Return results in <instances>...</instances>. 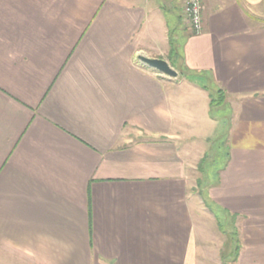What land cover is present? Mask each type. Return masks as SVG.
<instances>
[{"label":"crops","instance_id":"obj_1","mask_svg":"<svg viewBox=\"0 0 264 264\" xmlns=\"http://www.w3.org/2000/svg\"><path fill=\"white\" fill-rule=\"evenodd\" d=\"M201 4L197 35L183 0H0V245L37 264H210L188 152L208 75L233 107L209 195L236 217L237 264H264V0ZM171 34L185 82L139 60L168 62Z\"/></svg>","mask_w":264,"mask_h":264},{"label":"rangeland","instance_id":"obj_2","mask_svg":"<svg viewBox=\"0 0 264 264\" xmlns=\"http://www.w3.org/2000/svg\"><path fill=\"white\" fill-rule=\"evenodd\" d=\"M184 1V0H183ZM188 28V26H187ZM181 44V43H180ZM175 70V69H174ZM178 72L177 78L168 79L175 80L176 82H185L186 75L183 74L181 68L175 70ZM188 111V109L186 108ZM189 115V112H186ZM196 114L198 112L196 111ZM233 114L232 104L228 103L222 109L216 111V117L210 122L205 124V131L201 133L200 139H195L189 141L188 152L190 154L191 169H190V186L193 195L197 201V207L195 212L196 224L199 228L200 236V247L204 251L205 256L208 257L210 264H222L220 259L221 252L225 249L224 244L226 242V236L220 231L218 221L215 215L212 213L210 207H206L203 203L202 198L198 194L199 189L197 188L198 180L201 178V172L198 170L200 161L205 158V156L210 153L213 147L218 146L220 152V158H224L225 151L228 147L224 144L226 141V136L230 134L231 131V116ZM198 115H202L199 114ZM199 116V117H200ZM202 122V120L200 121ZM208 126V127H206ZM221 150V151H220ZM217 182L214 180L213 184ZM223 215H221L222 218ZM219 221L224 225V220L219 219ZM226 228H231L228 225ZM203 261H206L204 259ZM0 264H37L30 260V258L10 250L2 245H0Z\"/></svg>","mask_w":264,"mask_h":264},{"label":"trees","instance_id":"obj_3","mask_svg":"<svg viewBox=\"0 0 264 264\" xmlns=\"http://www.w3.org/2000/svg\"><path fill=\"white\" fill-rule=\"evenodd\" d=\"M168 62L173 69L177 70L181 68L183 74L186 76H193L184 68L181 44L174 38L173 34L170 35L169 39ZM202 75L205 77L206 74L203 73ZM202 75L200 74V77H203ZM206 77L207 82L204 89L209 93L210 116L214 119L217 116L216 111L225 107L229 103L230 98L224 90L217 88L214 85L210 76L206 75ZM229 135L226 136V141L224 142L226 147H228V150L225 151L223 160L220 158V152L218 151L219 148L216 146L213 147L212 151L200 161L198 170L201 172V178L198 180L197 188L199 189L198 194L202 198L203 203L206 207L212 209V213L218 221L220 231L226 236V242L224 244L225 249L220 254L222 264H237L241 251V241L239 231L236 228V217L223 213L212 201L209 195V190L219 183L220 173L229 163ZM214 180L217 182L215 185L213 184ZM221 215H223L222 218ZM219 219L224 220V225ZM228 225L231 226V228H226Z\"/></svg>","mask_w":264,"mask_h":264},{"label":"built area","instance_id":"obj_4","mask_svg":"<svg viewBox=\"0 0 264 264\" xmlns=\"http://www.w3.org/2000/svg\"><path fill=\"white\" fill-rule=\"evenodd\" d=\"M183 18L184 23L193 33L201 34L203 30L201 0H184Z\"/></svg>","mask_w":264,"mask_h":264},{"label":"water","instance_id":"obj_5","mask_svg":"<svg viewBox=\"0 0 264 264\" xmlns=\"http://www.w3.org/2000/svg\"><path fill=\"white\" fill-rule=\"evenodd\" d=\"M139 60L149 67L150 69L154 70L160 75L167 76L170 78H177L178 72H176L170 64L163 59H151L146 56H140Z\"/></svg>","mask_w":264,"mask_h":264}]
</instances>
